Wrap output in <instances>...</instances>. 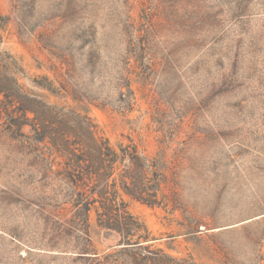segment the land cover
<instances>
[{
    "label": "rangeland",
    "instance_id": "obj_1",
    "mask_svg": "<svg viewBox=\"0 0 264 264\" xmlns=\"http://www.w3.org/2000/svg\"><path fill=\"white\" fill-rule=\"evenodd\" d=\"M0 88V264H264V0H0Z\"/></svg>",
    "mask_w": 264,
    "mask_h": 264
},
{
    "label": "trees",
    "instance_id": "obj_2",
    "mask_svg": "<svg viewBox=\"0 0 264 264\" xmlns=\"http://www.w3.org/2000/svg\"><path fill=\"white\" fill-rule=\"evenodd\" d=\"M16 90H14L15 92V95H19L17 93V89H18V85L15 86ZM14 88V89H15ZM0 93H4L2 91V88H0ZM5 95V98L7 100H11L12 98H10V96L6 93H4ZM26 97V98H25ZM25 102L29 103L30 102H34V98H31L27 95H25ZM11 103V102H10ZM9 103V104H10ZM33 108H29L28 106H26V104L24 105V102H21L19 103V106H18V112L21 114L22 117H26V115L28 113H33L34 110H32ZM86 133H87V140L84 142L81 140L80 143H84L83 145V148L85 147V152L90 156L91 154H94V156H97L100 161H101V158L102 156L107 153V152H110V148L107 146V144H105V142H102L100 139H98L91 131L90 127H88L86 129ZM75 154H73L74 156ZM76 156H74L75 158ZM76 159V158H75ZM103 165V164H102ZM108 168H110V166H108Z\"/></svg>",
    "mask_w": 264,
    "mask_h": 264
}]
</instances>
